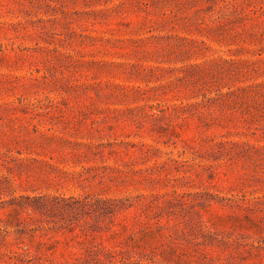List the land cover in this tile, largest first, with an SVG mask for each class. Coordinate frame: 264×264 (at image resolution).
<instances>
[{"label":"rangeland","instance_id":"1","mask_svg":"<svg viewBox=\"0 0 264 264\" xmlns=\"http://www.w3.org/2000/svg\"><path fill=\"white\" fill-rule=\"evenodd\" d=\"M0 264H264V0H0Z\"/></svg>","mask_w":264,"mask_h":264}]
</instances>
